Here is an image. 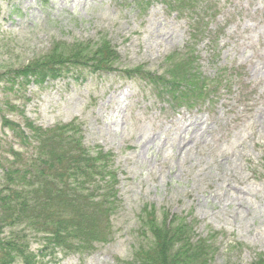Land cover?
Here are the masks:
<instances>
[{
	"label": "rangeland",
	"instance_id": "1",
	"mask_svg": "<svg viewBox=\"0 0 264 264\" xmlns=\"http://www.w3.org/2000/svg\"><path fill=\"white\" fill-rule=\"evenodd\" d=\"M103 39L116 72L0 87L4 155V118L77 124L116 172L111 240L57 264H132L147 207L186 224L199 264L205 244L208 264H264V0H0V75Z\"/></svg>",
	"mask_w": 264,
	"mask_h": 264
},
{
	"label": "trees",
	"instance_id": "2",
	"mask_svg": "<svg viewBox=\"0 0 264 264\" xmlns=\"http://www.w3.org/2000/svg\"><path fill=\"white\" fill-rule=\"evenodd\" d=\"M103 41L95 50L94 46L86 49L84 43L66 46L62 52L52 50L21 71L0 75V87L19 78L23 83L32 79L41 85L82 78L85 71L96 76L116 72L112 49L106 39ZM105 45L107 51L102 49ZM145 73L143 67H137L126 70L125 77L137 79ZM173 78L163 80L170 90L180 85V79L176 82ZM2 127L19 146H12L7 155L0 146V264H57L60 254L91 253L95 244L111 240L107 206L110 197L116 202V172L113 166L108 169L104 154L84 147L78 125L44 128L32 121L21 125L4 118ZM100 191H105L104 195H99ZM98 207L105 212L98 213ZM154 208L142 211L140 224L148 241L135 248L131 263L199 264L191 257L193 246L183 231L186 224L167 223ZM197 251L201 264H208L206 244Z\"/></svg>",
	"mask_w": 264,
	"mask_h": 264
}]
</instances>
